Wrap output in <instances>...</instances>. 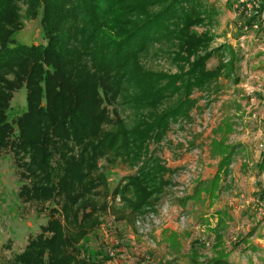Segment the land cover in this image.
Wrapping results in <instances>:
<instances>
[{
  "label": "trees",
  "instance_id": "1",
  "mask_svg": "<svg viewBox=\"0 0 264 264\" xmlns=\"http://www.w3.org/2000/svg\"><path fill=\"white\" fill-rule=\"evenodd\" d=\"M156 5V11L146 10ZM21 14L39 18L41 43L16 40ZM201 16L199 0H0V153L10 149L26 158L20 164L27 178L18 194L22 201H55L14 264L95 262L97 254L77 255V242L104 208L94 199L106 186L101 159L141 164L112 190L134 213L160 194L168 169L152 159L156 143L172 121L188 115L195 90L238 68L230 45L222 50L230 53L226 61L207 66L222 47L200 54L210 42L195 30ZM161 44L171 47L166 54L178 73L144 68L142 58ZM21 88L25 109L9 119L13 93ZM175 97V105L160 109ZM226 155L209 193L228 172ZM256 168L264 170V153Z\"/></svg>",
  "mask_w": 264,
  "mask_h": 264
},
{
  "label": "rangeland",
  "instance_id": "2",
  "mask_svg": "<svg viewBox=\"0 0 264 264\" xmlns=\"http://www.w3.org/2000/svg\"><path fill=\"white\" fill-rule=\"evenodd\" d=\"M260 4L253 17L247 18L235 14L231 0H199L204 16L195 30L210 39L200 54L222 47L220 57L212 55L207 63L213 67L219 59H228L230 53L222 50L230 45L238 68L195 90L189 96L194 105L188 115L172 121L156 143L152 159L168 169L163 174L167 182L160 194H153L148 208L134 213L121 194H112L141 164L99 161L107 179L105 187L96 189L94 199L104 208L95 214V226L77 242L82 248L79 257L97 254L91 264H215V260L264 264V170L256 168L264 153V77L249 75L242 68L248 52L244 37L252 29ZM146 10L156 11L157 5ZM14 35L18 42L41 43L39 18L21 14ZM156 47V52L142 58L144 68L178 73L172 56L166 54L171 47ZM176 103V97L169 99L160 109ZM25 106L21 88L13 93L8 118L17 117ZM225 155L228 172L220 175L217 187L209 193V180ZM25 161L10 149L0 153V264H14V255L40 232L55 207L54 200L39 204L19 197L21 185L27 182L20 166ZM129 192L126 197H132Z\"/></svg>",
  "mask_w": 264,
  "mask_h": 264
},
{
  "label": "crops",
  "instance_id": "3",
  "mask_svg": "<svg viewBox=\"0 0 264 264\" xmlns=\"http://www.w3.org/2000/svg\"><path fill=\"white\" fill-rule=\"evenodd\" d=\"M253 21L259 28L252 27L250 33L244 37V43L248 52L244 54L245 64L242 68H245V72L249 75L252 72L255 77H264V0H261L258 14ZM254 103V101L251 102V104Z\"/></svg>",
  "mask_w": 264,
  "mask_h": 264
},
{
  "label": "built area",
  "instance_id": "4",
  "mask_svg": "<svg viewBox=\"0 0 264 264\" xmlns=\"http://www.w3.org/2000/svg\"><path fill=\"white\" fill-rule=\"evenodd\" d=\"M233 11L236 15L244 14L245 17L251 18L254 15L256 7L260 4V0H231ZM252 27H257V24L252 22ZM113 253H110L112 256Z\"/></svg>",
  "mask_w": 264,
  "mask_h": 264
}]
</instances>
